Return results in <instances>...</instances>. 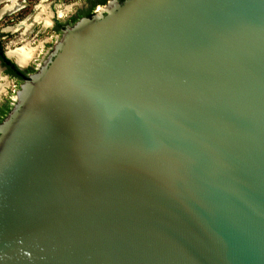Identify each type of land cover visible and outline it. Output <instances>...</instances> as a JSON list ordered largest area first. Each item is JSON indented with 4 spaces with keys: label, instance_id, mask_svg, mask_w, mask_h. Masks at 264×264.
<instances>
[{
    "label": "water",
    "instance_id": "water-1",
    "mask_svg": "<svg viewBox=\"0 0 264 264\" xmlns=\"http://www.w3.org/2000/svg\"><path fill=\"white\" fill-rule=\"evenodd\" d=\"M0 264H264V0H112L0 124Z\"/></svg>",
    "mask_w": 264,
    "mask_h": 264
},
{
    "label": "flooded vegetation",
    "instance_id": "flooded-vegetation-1",
    "mask_svg": "<svg viewBox=\"0 0 264 264\" xmlns=\"http://www.w3.org/2000/svg\"><path fill=\"white\" fill-rule=\"evenodd\" d=\"M110 1L112 0H17L15 4L17 11L6 12L0 17V124L12 111L21 85L48 59L56 39L62 35L63 31L83 18H91ZM7 4V0H0V11ZM43 7H46L47 12L42 13L41 20L36 21ZM20 11H29V13L27 12L23 19L17 16L2 24L7 15ZM45 15L51 17L47 25L44 21ZM24 22L30 25L28 30L22 25ZM44 32H47V36H43ZM31 38L38 45L31 44ZM48 44H51L50 49L38 65L37 61L41 57L39 52ZM28 46L33 50V55L25 65H21L11 52L23 47L28 49Z\"/></svg>",
    "mask_w": 264,
    "mask_h": 264
},
{
    "label": "bare ground",
    "instance_id": "bare-ground-1",
    "mask_svg": "<svg viewBox=\"0 0 264 264\" xmlns=\"http://www.w3.org/2000/svg\"><path fill=\"white\" fill-rule=\"evenodd\" d=\"M7 1H8V4L0 11V17L6 12L11 13L17 9V7L15 6V4L17 3V0H7ZM45 12H47L46 7H43L41 13L38 15V17H36V21L41 20L40 17L43 16L42 13H45ZM49 17L50 16L47 15L44 18L46 25L49 23V19H51V17L50 18ZM22 25L27 30L30 28V25L26 24V22H24ZM11 55L16 57V60L18 61L19 64L25 65L30 60L31 56L33 55V50L30 47L28 49H25V47H23L22 49L16 50L15 52H11Z\"/></svg>",
    "mask_w": 264,
    "mask_h": 264
},
{
    "label": "rangeland",
    "instance_id": "rangeland-1",
    "mask_svg": "<svg viewBox=\"0 0 264 264\" xmlns=\"http://www.w3.org/2000/svg\"><path fill=\"white\" fill-rule=\"evenodd\" d=\"M16 11H17V10H16ZM14 12H15V11H14ZM27 12L29 13V11H20V12H18V13H16V14L7 15V16L5 17V19H4V21H2V24L5 23V21L9 22L11 18H16L17 16H19L21 19H23V17L27 14ZM44 35L47 36V32H44V33H43V36H44ZM16 36H18V34H16ZM39 39H40V38H39ZM40 40H42V38H41ZM30 42H31V44H35V42H34V40H33L32 38L30 39ZM36 45H38V43L35 44V46H36ZM50 45H51V44H48V45L46 46L45 49L42 48L41 51L39 52V54H41V57L39 58V56H37V57L39 58V60L37 61L38 65H39L40 62L44 59V57H45L47 51L50 49V48H49Z\"/></svg>",
    "mask_w": 264,
    "mask_h": 264
}]
</instances>
